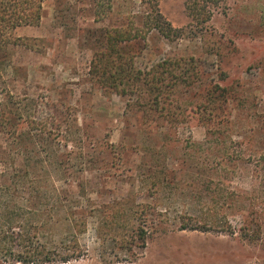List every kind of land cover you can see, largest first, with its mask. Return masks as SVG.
Returning <instances> with one entry per match:
<instances>
[{
  "label": "rangeland",
  "instance_id": "rangeland-1",
  "mask_svg": "<svg viewBox=\"0 0 264 264\" xmlns=\"http://www.w3.org/2000/svg\"><path fill=\"white\" fill-rule=\"evenodd\" d=\"M116 27L142 71L189 67L158 104L93 73ZM13 35L0 159L50 182L0 187V264H264V0H44Z\"/></svg>",
  "mask_w": 264,
  "mask_h": 264
},
{
  "label": "trees",
  "instance_id": "trees-1",
  "mask_svg": "<svg viewBox=\"0 0 264 264\" xmlns=\"http://www.w3.org/2000/svg\"><path fill=\"white\" fill-rule=\"evenodd\" d=\"M43 4L44 0H0V52L5 50L10 44H18L17 41L19 39L15 38L13 35V31L16 28L20 26L37 25L41 22L43 17ZM158 19L160 22L163 20L160 13L158 14ZM155 27H157L168 38L171 37L175 31V29L168 23H166V27L160 24H156ZM140 30L143 29L137 28L135 33H133V30L131 29H122L119 27L108 30L106 43L107 52L103 53L98 58H95L92 71L94 74H99L102 69L103 71L98 75L99 77H116L115 81L119 80V84H122L124 80L123 77H127L130 86L131 81H134L133 86L128 90L134 91L133 88L135 85L141 88H150V92H153L154 94L157 92L153 96V99H155L158 104L160 88L162 85V79L160 77L177 75L184 76L188 73L189 67L186 69L183 67L169 69V66L170 64L172 65V63L170 61H165L164 63L157 65L152 71L146 72L137 68L132 60V56L123 52V47L136 37L141 36L140 34H137L140 33ZM142 36L145 37L144 34ZM105 56L107 61L104 63L103 58ZM176 65L180 66L179 63ZM173 66L177 67L175 64H173ZM176 70H180L179 74L176 73ZM111 72H113V75H110ZM150 76L155 77L156 79H152L150 82L148 80V77ZM154 81L156 82L155 85ZM4 120L3 117L1 121ZM1 132L6 133V130L4 129ZM12 164L13 163H10L6 157L0 159V166H2V171L0 172L1 188L11 190L12 188L18 187L20 190H26V188L29 187L32 190L36 187H42L44 183L50 182V178L46 176L29 177L28 174L17 175L19 172L16 168L12 167ZM21 169H27L26 164H22ZM47 261H51L49 256L43 257L41 261L39 260V263Z\"/></svg>",
  "mask_w": 264,
  "mask_h": 264
}]
</instances>
